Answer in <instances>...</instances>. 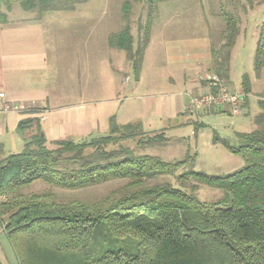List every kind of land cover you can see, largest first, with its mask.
<instances>
[{"label": "trees", "instance_id": "trees-1", "mask_svg": "<svg viewBox=\"0 0 264 264\" xmlns=\"http://www.w3.org/2000/svg\"><path fill=\"white\" fill-rule=\"evenodd\" d=\"M84 1L0 0V8L4 5L11 10L19 3L26 11L43 12L71 9ZM124 4L128 20L131 2ZM224 18V42L218 49L213 46L212 69L227 81L241 28L238 16L225 13ZM151 28L150 17L136 48L129 23L109 35L111 46L128 53L136 73L141 71ZM254 62L260 74L264 69L263 34ZM242 90L246 95L251 91L248 75ZM261 105L256 128L236 132L238 144L214 136L215 143L221 142L245 161L225 175L194 169L176 175L191 160L189 153L171 161L138 152L139 147L167 142L163 129L146 131L142 120L121 124L112 116L103 135L49 141L38 111L32 108V116L21 119L17 127L24 137L22 149L7 153L0 143V221L19 264H264ZM174 175L181 187L169 178ZM39 179L64 189L110 180L121 183L105 195L85 199L61 200L52 191L20 193L22 187ZM189 179L219 187L223 195L215 201L202 200L195 193L196 185L188 186Z\"/></svg>", "mask_w": 264, "mask_h": 264}, {"label": "rangeland", "instance_id": "rangeland-1", "mask_svg": "<svg viewBox=\"0 0 264 264\" xmlns=\"http://www.w3.org/2000/svg\"><path fill=\"white\" fill-rule=\"evenodd\" d=\"M125 1L87 0L76 3L71 9L43 12L26 11L16 3L11 10L2 5L0 17L9 24L25 26L38 22L46 28L50 39L51 95L56 97L59 105L74 103L83 97L86 101L100 99L102 101L100 104L107 106L113 101L118 90L119 98L127 95V99L124 100L127 103V113L125 115L120 113L117 117L118 122L141 118L145 121L146 131L161 130L159 123H147L145 115L150 114L152 109L150 105L166 95L169 87L172 90L177 89L170 85L168 76H177L180 70L193 75L202 66V63L196 64L193 60L181 64L172 63L167 56V41H185L209 36L213 46L218 49L224 42L223 32L226 28L224 14L236 15L240 19V28H244V31L246 29L247 33L246 39H242L240 43L238 41L233 47L232 52L235 51L238 56L233 59L236 71L232 76L234 88L231 89L243 92L241 87L244 76L254 71L256 73L254 62L256 48L260 35H264V0H130L128 20L125 18ZM151 10H153L150 16L151 36L142 68L144 67L143 72L155 76L152 81L157 85L152 84L149 91L143 88V92L150 94L145 95L141 94L142 90L132 92L133 84L145 83L139 81L141 71L136 73L132 60L125 50L110 45L109 35L121 31L129 23L135 37L134 47H138L140 37H144V27L150 18ZM127 79H130V82ZM63 90H67L66 96ZM141 95L144 96L137 98ZM249 107L250 110L240 115L232 114L230 111L200 115L202 114L200 111L191 116L194 122H182L163 129L167 137L166 143L139 147L137 151L159 155L171 161L184 159L189 153L191 160L181 167L176 175L189 169L210 175L229 174L244 165V158L231 153L221 142L215 143L214 136L227 138L232 144H238L236 132H249L257 126L254 118L259 104L255 98H251ZM33 109L39 111L37 108ZM33 109L29 110L31 116ZM195 121H199L200 126L197 127ZM40 125L45 130L46 122L41 120ZM108 129L109 121L107 123L106 120L104 126L100 124L96 127V131L89 138L103 135ZM16 132L10 135L7 144L9 152H18L22 149L21 141L23 144L24 137L18 128ZM176 175L169 178L175 186L181 187ZM187 182L189 187L196 185L195 193L202 200L215 201L223 195V190L219 187L199 183L194 179ZM120 183L118 180H110L78 189H64L39 179L22 187L20 193L29 195L52 191L61 200L85 199L105 195ZM0 258L3 264H19L1 221Z\"/></svg>", "mask_w": 264, "mask_h": 264}, {"label": "crops", "instance_id": "crops-1", "mask_svg": "<svg viewBox=\"0 0 264 264\" xmlns=\"http://www.w3.org/2000/svg\"><path fill=\"white\" fill-rule=\"evenodd\" d=\"M246 33V29L244 31V28H241V33L236 43L238 41L240 43L242 39L245 40ZM49 40L46 28H43L41 23L18 26V24H9L8 21H3L0 17V91L7 94L8 101L19 104L25 109L21 112H10L1 116L0 143H3L7 153H9L7 144L9 138H11L10 135L17 133L16 129L21 119L31 116L29 110L32 108H37L39 111L36 115L46 122L44 131L49 141L67 138L77 140L89 138L96 131V127L100 126V124L104 126L106 120L108 123L112 116L117 118L120 113L123 115L127 113V103L124 101L127 99V95L119 98L118 90L114 94L113 101L108 103L107 106H102L100 99L86 101L83 97L77 102L59 105L55 100L56 97L51 95ZM212 49L213 43L209 36L187 39L185 41H167V56L170 57L172 63L181 64L193 60L196 64L202 63V66L193 75L180 70L177 76H168L170 85L177 89L172 90L169 87L166 95L159 98V100L153 101V104L150 105V108H152L150 114L145 115L147 123L156 122L160 124L161 129H165L167 126H174L182 122H194L193 118L187 115L184 107L188 103L190 96L209 90V85L203 77L214 72L212 69ZM237 56L238 54H235V51L232 52L230 78L226 81L231 88L234 86L232 76L236 71L233 59ZM143 71L144 67L141 69L139 81H145V83L133 84L131 86L132 92L141 91L143 88L149 91V87L152 84H156V82L152 81L155 76ZM249 77L251 80V91L247 94L244 112L250 110L251 98H255L259 104L257 112L259 114L262 111L261 103H264V70L260 74L255 73V71L254 73L251 72ZM127 81L130 82V79H127ZM63 92L64 96H66L67 90H63ZM141 94L150 95L143 92V90ZM143 96L141 95L137 98H142ZM216 111L226 112L227 110H202L200 115ZM135 120L142 119L138 118ZM135 120L131 119L119 123L124 124ZM142 121L145 124V121ZM195 122H197V127L200 126L201 123L199 121ZM67 133L70 135H67ZM23 144L21 141L22 147Z\"/></svg>", "mask_w": 264, "mask_h": 264}, {"label": "built area", "instance_id": "built-area-1", "mask_svg": "<svg viewBox=\"0 0 264 264\" xmlns=\"http://www.w3.org/2000/svg\"><path fill=\"white\" fill-rule=\"evenodd\" d=\"M203 79L208 83L209 90L192 95L184 110L192 116L202 110L226 109L232 114L240 115L244 112L246 94L242 91L232 90L227 82L217 73L213 72ZM23 106L7 100V94L0 91V120L1 116L10 112H21Z\"/></svg>", "mask_w": 264, "mask_h": 264}]
</instances>
